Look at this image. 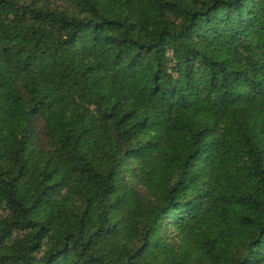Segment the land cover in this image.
Returning <instances> with one entry per match:
<instances>
[{"label":"trees","instance_id":"16d2710c","mask_svg":"<svg viewBox=\"0 0 264 264\" xmlns=\"http://www.w3.org/2000/svg\"><path fill=\"white\" fill-rule=\"evenodd\" d=\"M0 264H264V0H0Z\"/></svg>","mask_w":264,"mask_h":264}]
</instances>
